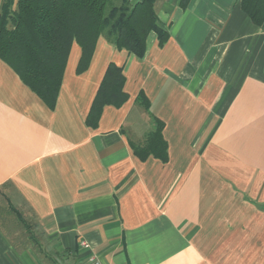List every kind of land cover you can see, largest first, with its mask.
<instances>
[{
	"label": "crops",
	"instance_id": "1",
	"mask_svg": "<svg viewBox=\"0 0 264 264\" xmlns=\"http://www.w3.org/2000/svg\"><path fill=\"white\" fill-rule=\"evenodd\" d=\"M154 10L169 37L151 33L141 59L100 37L77 74L73 43L53 110L0 60V264H264V21L241 0ZM110 62L128 100L92 128ZM140 92L166 163L130 146L152 128Z\"/></svg>",
	"mask_w": 264,
	"mask_h": 264
},
{
	"label": "trees",
	"instance_id": "2",
	"mask_svg": "<svg viewBox=\"0 0 264 264\" xmlns=\"http://www.w3.org/2000/svg\"><path fill=\"white\" fill-rule=\"evenodd\" d=\"M189 0H180L185 6ZM250 20L264 21V0H241ZM154 33L162 47L169 34L157 18L154 0H3L0 4V59L5 62L46 106L53 110L73 43L81 50L76 73L87 70L100 37L117 50L143 58L149 35ZM123 67L110 62L96 91L86 124L95 128L105 106L121 107L124 92ZM149 116L152 128L139 143L130 142L141 161L154 157L168 161L162 137L163 122L151 112L143 92L135 100ZM20 222L21 213L15 211ZM24 223V222H23Z\"/></svg>",
	"mask_w": 264,
	"mask_h": 264
},
{
	"label": "built area",
	"instance_id": "3",
	"mask_svg": "<svg viewBox=\"0 0 264 264\" xmlns=\"http://www.w3.org/2000/svg\"><path fill=\"white\" fill-rule=\"evenodd\" d=\"M129 2H135L136 0H128ZM81 247L82 248H88V244L83 241L81 242ZM87 264H103L102 261L95 255H90L88 258H87Z\"/></svg>",
	"mask_w": 264,
	"mask_h": 264
},
{
	"label": "rangeland",
	"instance_id": "4",
	"mask_svg": "<svg viewBox=\"0 0 264 264\" xmlns=\"http://www.w3.org/2000/svg\"><path fill=\"white\" fill-rule=\"evenodd\" d=\"M3 0H0V4H1V2H2ZM129 2V1H128ZM130 4H133V3H135V2H129ZM1 60V59H0ZM21 215H22V217L24 218V227H29L32 223H33V221H32V219H31V217H29V215L27 214V213H25L24 211L21 213ZM28 230H29V228H28ZM35 236H38L37 234L35 235Z\"/></svg>",
	"mask_w": 264,
	"mask_h": 264
}]
</instances>
